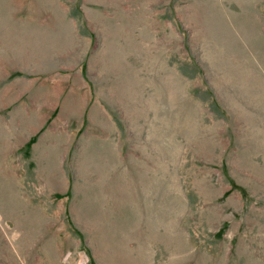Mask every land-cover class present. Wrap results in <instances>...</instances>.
I'll return each instance as SVG.
<instances>
[{"label":"rangeland","instance_id":"1","mask_svg":"<svg viewBox=\"0 0 264 264\" xmlns=\"http://www.w3.org/2000/svg\"><path fill=\"white\" fill-rule=\"evenodd\" d=\"M0 264H264V0H0Z\"/></svg>","mask_w":264,"mask_h":264}]
</instances>
